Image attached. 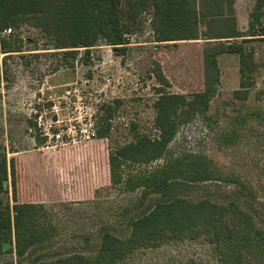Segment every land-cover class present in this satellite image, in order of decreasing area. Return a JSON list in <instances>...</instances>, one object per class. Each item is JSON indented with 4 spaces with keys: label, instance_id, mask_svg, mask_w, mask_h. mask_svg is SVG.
<instances>
[{
    "label": "rangeland",
    "instance_id": "374dc122",
    "mask_svg": "<svg viewBox=\"0 0 264 264\" xmlns=\"http://www.w3.org/2000/svg\"><path fill=\"white\" fill-rule=\"evenodd\" d=\"M246 16L242 11L243 21ZM149 18L148 13L143 16L142 26L138 24L142 29L135 25L124 54L101 45L92 49L90 64L77 59L74 67L56 70L60 55L41 49L45 36L30 24L13 29L11 34L33 41L23 47L24 55L5 61L4 55L0 57V129L1 125L5 127L4 133L0 131V146H5L8 157L22 158V186H38L35 189L40 194L36 197L45 202L53 230V253L79 251L93 255L99 248L103 227L115 225L119 233L123 231L126 215L142 195L141 188L127 190L124 180L131 173L151 172L166 156L154 163L123 164V181L115 183L109 173V147L112 151L134 139L137 133L158 136L154 121L158 89L187 94L202 87L197 46L202 45V39L189 41L186 46L190 47H183L176 54L169 47L165 49L180 58L175 63L183 72L173 70L170 87L160 84L154 62L162 56L153 52L156 43ZM247 46L254 53V70L245 77L248 97L236 98L234 90H230L234 85L241 89L238 54L223 55L220 68L223 74L228 70L231 75L229 81L220 82L218 95L208 110L216 123L210 126L203 115L197 114L181 124L168 147V155L203 154L225 173L239 175L253 191L246 192L248 199L243 206L253 213L258 226L264 227V40H252ZM188 48L193 49L192 67L185 59ZM107 103H111L114 112L108 121L110 140H102L93 123L106 126L98 109ZM244 117L246 122L239 123L232 144H224L222 132L235 124L234 119L241 121ZM58 132L62 133V140L53 136ZM209 184L216 186L211 198L222 204L228 202L227 190L238 189L234 182ZM189 259L202 264H224L205 237L165 240L157 246L139 248L119 264H185ZM16 262L14 254L0 255V264ZM247 264L264 263L253 260Z\"/></svg>",
    "mask_w": 264,
    "mask_h": 264
},
{
    "label": "trees",
    "instance_id": "16d2710c",
    "mask_svg": "<svg viewBox=\"0 0 264 264\" xmlns=\"http://www.w3.org/2000/svg\"><path fill=\"white\" fill-rule=\"evenodd\" d=\"M234 4L235 0H0V57L4 55V61L24 55L23 47L33 42L11 35L13 29L25 24L44 34L46 41L41 49L60 55L56 70L74 67L77 59L90 64L92 49L101 45L124 54L135 25L142 29L143 16L148 13L156 43L152 49L155 55L162 56L154 62V72L160 84L170 87L173 70L181 73L183 69L175 63L180 58L165 49L169 47L176 54L181 48L190 47L186 46L189 41L203 40L202 45H197L202 87L187 94L158 89L154 101L158 136L137 133L114 150L109 147V173L115 183L123 181V164L154 163L166 156L151 172L131 173L124 180L127 190L141 188L142 195L126 215L123 231L119 233L115 225L103 227L99 248L93 255L79 251L53 253V230L45 202L36 197L40 194L35 189L38 186L33 183L29 188L23 187L22 158L8 157L7 151L0 149V255H16L17 264H119L139 248L157 246L165 240L205 237L224 264H247L253 260L264 263V227L258 226L253 213L243 206L248 199L246 192L253 193L252 187L239 175L225 173L206 155H168V147L181 124L197 114L203 115L210 126L216 123L208 110L219 91L220 54H239L241 89L235 90L234 96L245 99L249 95L245 77L254 70V53L247 44L256 38L247 37L264 36V0H256L247 31L238 28ZM9 28L11 33L3 35ZM191 50L187 49L185 58L189 67ZM98 111L101 122H107L104 127L95 123L98 138L110 140L108 121L113 116V106L107 103ZM247 117L234 119L235 124L222 132L224 144H232L239 123L244 124ZM0 131L5 132L4 125ZM214 181L237 183L238 189L225 192L227 203L211 198L216 186L209 182ZM6 243L11 246L5 248ZM185 264L202 263L189 259Z\"/></svg>",
    "mask_w": 264,
    "mask_h": 264
},
{
    "label": "crops",
    "instance_id": "0c3cea01",
    "mask_svg": "<svg viewBox=\"0 0 264 264\" xmlns=\"http://www.w3.org/2000/svg\"><path fill=\"white\" fill-rule=\"evenodd\" d=\"M255 4H256V0H235V9H236V16H237V20H238V28L241 31H247L248 27H249V22H250V16L252 11L255 9ZM242 11H244V15L246 14V18L244 19V21L242 20L241 17V13ZM264 15L262 17V22L264 25ZM206 37V36H205ZM247 38H256L255 40H264V36H249ZM233 38H231L232 40ZM238 39H242V37L238 38ZM192 41V40H191ZM228 54V53H222L218 56V60H219V66H221L220 63V59L222 58L223 55ZM238 59H240L239 54H238ZM221 75H220V82H224V80L229 81L230 80V73L227 70L226 72H224L225 74H223L221 68ZM239 74H240V81L238 85H241V72H240V61H239ZM230 90H238L236 89V85L232 86V88Z\"/></svg>",
    "mask_w": 264,
    "mask_h": 264
},
{
    "label": "built area",
    "instance_id": "2783aa9c",
    "mask_svg": "<svg viewBox=\"0 0 264 264\" xmlns=\"http://www.w3.org/2000/svg\"><path fill=\"white\" fill-rule=\"evenodd\" d=\"M11 30H12L11 28L6 29L5 31H3L2 34H3V35H4V34H9V33H11ZM93 125H94V128L96 129L95 123H93ZM95 129H94V131H93L92 134H91L92 136H95ZM53 136H55L57 140H62V139H63V137H62V133H59V132L56 133V134H54Z\"/></svg>",
    "mask_w": 264,
    "mask_h": 264
},
{
    "label": "water",
    "instance_id": "95a60500",
    "mask_svg": "<svg viewBox=\"0 0 264 264\" xmlns=\"http://www.w3.org/2000/svg\"><path fill=\"white\" fill-rule=\"evenodd\" d=\"M115 51L117 52L116 49H115ZM0 149H1V151H5L6 150L5 146H3V145L0 147ZM10 246H11V243H6L5 244V248L10 247Z\"/></svg>",
    "mask_w": 264,
    "mask_h": 264
}]
</instances>
